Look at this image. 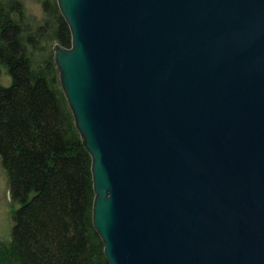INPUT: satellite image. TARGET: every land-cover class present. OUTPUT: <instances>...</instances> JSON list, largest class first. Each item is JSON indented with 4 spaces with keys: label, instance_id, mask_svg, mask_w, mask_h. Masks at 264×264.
Masks as SVG:
<instances>
[{
    "label": "water",
    "instance_id": "1",
    "mask_svg": "<svg viewBox=\"0 0 264 264\" xmlns=\"http://www.w3.org/2000/svg\"><path fill=\"white\" fill-rule=\"evenodd\" d=\"M56 1L110 264H264V0Z\"/></svg>",
    "mask_w": 264,
    "mask_h": 264
},
{
    "label": "trees",
    "instance_id": "2",
    "mask_svg": "<svg viewBox=\"0 0 264 264\" xmlns=\"http://www.w3.org/2000/svg\"><path fill=\"white\" fill-rule=\"evenodd\" d=\"M45 24L23 0H0V157L18 203L0 264H110L93 223L92 158L75 126L54 61L71 34L56 0ZM52 46V47H50Z\"/></svg>",
    "mask_w": 264,
    "mask_h": 264
},
{
    "label": "rangeland",
    "instance_id": "3",
    "mask_svg": "<svg viewBox=\"0 0 264 264\" xmlns=\"http://www.w3.org/2000/svg\"><path fill=\"white\" fill-rule=\"evenodd\" d=\"M23 2L29 21H33L36 24H45L43 3L48 2L50 5L53 0H23ZM10 84L11 78L7 71L2 68L0 85L9 86ZM18 207V203L13 199L11 194L10 178L3 167L0 157V242L2 243L8 244L12 240V232L15 224L14 214Z\"/></svg>",
    "mask_w": 264,
    "mask_h": 264
},
{
    "label": "bare ground",
    "instance_id": "4",
    "mask_svg": "<svg viewBox=\"0 0 264 264\" xmlns=\"http://www.w3.org/2000/svg\"><path fill=\"white\" fill-rule=\"evenodd\" d=\"M61 14V13H60ZM62 15V14H61ZM73 118H74V116H73ZM75 121V120H74Z\"/></svg>",
    "mask_w": 264,
    "mask_h": 264
}]
</instances>
